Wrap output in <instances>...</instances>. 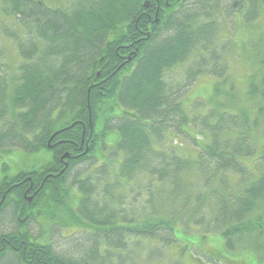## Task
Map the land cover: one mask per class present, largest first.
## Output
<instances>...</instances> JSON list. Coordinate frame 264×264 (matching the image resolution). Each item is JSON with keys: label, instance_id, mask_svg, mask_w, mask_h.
Wrapping results in <instances>:
<instances>
[{"label": "trees", "instance_id": "16d2710c", "mask_svg": "<svg viewBox=\"0 0 264 264\" xmlns=\"http://www.w3.org/2000/svg\"><path fill=\"white\" fill-rule=\"evenodd\" d=\"M230 9L249 28L264 17V0H234ZM224 10L219 0H2L0 31L19 57L13 75L0 62V152L49 153L50 161L0 179V214L15 208L23 231L38 216L93 231L94 252L108 259L87 256L94 264H113L112 251L129 254L133 241L138 252L152 245L166 257L183 227L223 237L213 263L249 264L227 256L248 253L264 264V33L219 51ZM189 59L192 80L170 86L165 74ZM201 76L217 78L205 114L200 99L183 103ZM183 127L203 137L193 138L195 153L165 145L169 129ZM86 161L87 172L69 181ZM8 257L78 264L27 232L0 234V264Z\"/></svg>", "mask_w": 264, "mask_h": 264}, {"label": "rangeland", "instance_id": "374dc122", "mask_svg": "<svg viewBox=\"0 0 264 264\" xmlns=\"http://www.w3.org/2000/svg\"><path fill=\"white\" fill-rule=\"evenodd\" d=\"M57 0H47L48 3L55 4ZM234 0H219L220 5L222 6V11L218 16V22L220 24V28L222 33H220V41H217V49L220 51L224 44H228L234 46L235 43L242 45L249 41L250 37L253 34L259 35L264 33V17H262L258 22H256L252 27H245V25L241 26L242 17L241 14H235L233 10L230 9V5ZM2 0H0L1 4ZM227 8V9H226ZM6 24L16 29L18 26V22H14V20L10 17ZM19 30V26L17 28ZM13 33H17L14 31ZM10 34V32H9ZM1 38L0 44V62L3 61L4 69H7V74L9 72L15 71V63L19 55H17V48H15V43L12 39L7 36L4 37L2 31H0ZM21 35V33H20ZM24 37V36H23ZM21 36V38H23ZM21 40V39H20ZM235 42V43H234ZM7 46V47H6ZM11 46L12 49L9 47ZM6 47V48H5ZM229 58H233L229 56ZM20 59V58H19ZM20 61V60H19ZM234 63V62H233ZM193 64V59H189L188 61L182 63L181 65L173 68L165 74V80L168 81L170 86H175L176 84H186L191 79L193 73H188L187 69ZM1 65V64H0ZM11 69V70H10ZM195 70L194 66H191L190 71ZM12 71V75H13ZM187 72V73H186ZM234 76L237 79H242L246 75V64L245 62H239L235 64V68L233 69ZM0 75H6V73L0 72ZM184 80V81H183ZM192 80V79H191ZM217 78L214 76H201L198 77L195 83L190 87H185V99L183 101L184 104L193 102L197 100L196 109L198 105H200L198 109L199 114H205L207 112L208 104L207 101L213 93L214 84L216 83ZM238 81V80H237ZM239 82V81H238ZM244 85V83H243ZM12 93L13 84L10 83ZM202 105V106H201ZM189 106V105H187ZM193 112H196V109L192 107ZM170 132L167 134V141L165 143L166 146L182 144V149L195 153V144L193 142V138L196 136L197 139H202L203 137L198 134V129H193L192 127H183L182 133H177L173 129H169ZM177 133V137L173 133ZM185 139V140H184ZM50 161L49 153H38V154H27L21 150L15 149L11 153L0 152V179L5 176H13L19 173L20 171H28L31 166H39L45 165ZM89 162H84L75 166L69 174V181H72L76 175H82L87 172V165ZM251 168L250 164H248ZM6 168V169H5ZM92 172V171H91ZM130 200L127 204H130L129 209H134L136 211V218L139 217L141 208L140 205L134 203V197L136 195L135 192L132 193V189L129 190ZM146 196L142 195L139 199L141 202L146 200ZM16 210L15 208H7L5 212L0 214V234L6 233H23L27 232L31 235V237L35 238L37 241H47L49 242L54 250L60 254L65 256L68 260H72L78 264H94L92 261L87 260V256L96 257L97 255H101V258L104 261H108L106 255L103 253L104 250H100V254L96 251V247L91 246L89 240L94 238L93 231L81 230L78 228H68L66 222H61L59 220H49L44 218L45 216H38L37 218L31 220L28 223L26 231H23L15 219ZM136 220V219H135ZM120 218L117 219V222H120ZM122 225V224H120ZM65 226V228H63ZM182 232H178V242H176L172 249H169L166 257L157 258L152 255L150 250H152V245L149 248L140 249L138 252L137 247H134V242L131 243L132 251L129 254H124L121 252L112 251V253L117 254V258L113 261V264H216V262H212L210 260V253L212 251L219 252L224 249V240L223 237L219 233H213L205 235L202 231H198L196 227L191 228H182ZM206 237V238H205ZM205 238V239H203ZM102 249V248H100ZM230 258H235L233 261H239L242 259H246L250 261L252 259V263L249 264H257L253 259V254H242V256H231V254H227ZM10 257H8V260ZM11 261V262H10ZM4 264H15L10 259L8 262ZM263 264V263H262Z\"/></svg>", "mask_w": 264, "mask_h": 264}, {"label": "water", "instance_id": "95a60500", "mask_svg": "<svg viewBox=\"0 0 264 264\" xmlns=\"http://www.w3.org/2000/svg\"><path fill=\"white\" fill-rule=\"evenodd\" d=\"M149 5H150V2L147 1V2L145 3V7L148 8ZM156 21H158V19H156ZM128 61H130V59H129ZM128 61H127V62H128ZM98 76H99V74H98ZM62 131H63V130H62ZM59 133H61V131L56 132V133L51 137V139H50V141H49V144H50L51 141L54 139V137H55L56 135H58ZM87 152H88V147H87V151H86V153H87ZM67 158H69V155H68V154L64 155V156L61 158V160L64 162ZM64 163H65V164H64L65 167H64V169L61 171L62 174L64 173L65 169L69 166L67 161H65ZM31 199H32V198H29L28 202H30ZM3 202H4V198H3V200L0 202V206L2 205Z\"/></svg>", "mask_w": 264, "mask_h": 264}, {"label": "flooded vegetation", "instance_id": "af4514ba", "mask_svg": "<svg viewBox=\"0 0 264 264\" xmlns=\"http://www.w3.org/2000/svg\"><path fill=\"white\" fill-rule=\"evenodd\" d=\"M126 62V61H125ZM124 62V63H125ZM84 146V143H82V147L80 148V150L79 151H81V153H83V150H84V152L87 150V144L85 145V147H83ZM34 187V184L32 183L31 184V186H30V188L32 189ZM30 190V189H29ZM28 190V191H29ZM36 193H33L32 195H30L27 199L29 200V198H32L33 199V197H34V195H35ZM32 199L30 200V202H32ZM5 200V199H4ZM29 202V203H30Z\"/></svg>", "mask_w": 264, "mask_h": 264}, {"label": "bare ground", "instance_id": "6f19581e", "mask_svg": "<svg viewBox=\"0 0 264 264\" xmlns=\"http://www.w3.org/2000/svg\"><path fill=\"white\" fill-rule=\"evenodd\" d=\"M3 23V22H2ZM236 125V124H235ZM185 140V139H184ZM206 144V143H205ZM218 148V147H217ZM258 150V149H257Z\"/></svg>", "mask_w": 264, "mask_h": 264}]
</instances>
